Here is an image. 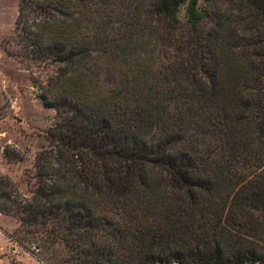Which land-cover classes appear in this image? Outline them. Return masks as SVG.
<instances>
[{"label":"trees","instance_id":"1","mask_svg":"<svg viewBox=\"0 0 264 264\" xmlns=\"http://www.w3.org/2000/svg\"><path fill=\"white\" fill-rule=\"evenodd\" d=\"M225 1L19 0L56 116L27 189L0 176L11 240L45 264H264V0Z\"/></svg>","mask_w":264,"mask_h":264},{"label":"rangeland","instance_id":"2","mask_svg":"<svg viewBox=\"0 0 264 264\" xmlns=\"http://www.w3.org/2000/svg\"><path fill=\"white\" fill-rule=\"evenodd\" d=\"M215 1L223 9L228 5ZM18 6L19 0H0V176L6 174L27 189V174L33 172L35 155L56 111L44 106L33 82H43V67L17 54ZM179 15L184 22L185 5ZM17 226L16 219L0 213V264H45L9 238L7 232Z\"/></svg>","mask_w":264,"mask_h":264}]
</instances>
